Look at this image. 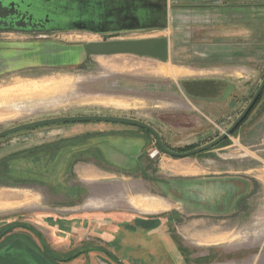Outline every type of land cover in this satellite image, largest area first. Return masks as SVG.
Masks as SVG:
<instances>
[{"label":"rangeland","instance_id":"374dc122","mask_svg":"<svg viewBox=\"0 0 264 264\" xmlns=\"http://www.w3.org/2000/svg\"><path fill=\"white\" fill-rule=\"evenodd\" d=\"M166 1L171 12L195 3ZM170 34L164 29L132 31L123 39ZM41 35L53 47L42 66L0 73V131L57 116L119 115L152 124L168 147L187 151L227 129L259 86L253 68L240 69L250 89L232 113L191 98L176 76L181 59L174 48L172 61L133 53L88 55L82 45L100 35L0 32V38ZM259 97L235 132L186 157L165 153L146 129L112 121L51 124L1 137L0 200L8 191L13 198L0 201V250L24 246L36 264H264V91ZM88 124L111 127V132L144 130L153 136L151 147L158 153L122 170L112 163H79L88 160L76 156L82 147L76 144L98 132H77ZM93 165L117 172L103 175ZM210 177L221 185L227 177L246 178L250 187L228 211L202 207V213L192 212V190L178 201L188 189L185 181ZM144 195L165 196L172 206L141 212L135 202L145 205L140 201Z\"/></svg>","mask_w":264,"mask_h":264},{"label":"crops","instance_id":"0c3cea01","mask_svg":"<svg viewBox=\"0 0 264 264\" xmlns=\"http://www.w3.org/2000/svg\"><path fill=\"white\" fill-rule=\"evenodd\" d=\"M195 4L194 7L186 5L173 12L169 10L168 13L169 22L164 30L171 33L167 36L170 41L169 61L175 55L181 59L175 64L179 69L174 67L177 74L175 70L173 73L181 77V84L185 85L191 98L203 103H214L216 107L224 106L233 113L250 89L249 82L245 83L248 86L243 83L245 81L240 69L253 68L254 75L258 74L256 79L258 78L259 84L264 76V0H195ZM2 33L20 35L24 32ZM14 37L0 38V73L42 66L45 53L49 51L47 54H50L53 49L50 42L42 39L45 37L43 35L29 36L26 39ZM173 48L175 55L172 58ZM192 55L196 60L188 58ZM110 129L112 128L103 125L78 126L77 132L98 131L95 135L91 134L93 137L89 135L88 139H83L82 144H76L82 146L76 156L88 160L87 163L78 161L79 163L88 164L89 167L93 163H112V167L122 170L124 165L132 168L136 163L148 159L154 142L150 133L144 130L133 133L111 132ZM71 155L74 157L75 154ZM94 167L95 171L103 175L116 171L101 165ZM235 184H240V189H236ZM184 185L188 189L185 188L178 201L181 202L183 196L187 199L192 190L194 207L191 210L202 213V207L211 212L215 209H234L235 203L250 187V182L246 178L227 177L221 185L219 178L210 177L204 181L196 178L187 184L185 181ZM5 195L0 201L11 202V192L8 191ZM165 198L164 196L163 200L162 197L144 195L140 201L146 206L139 202H135V206L145 213L161 212L172 206ZM222 241L224 239L213 242Z\"/></svg>","mask_w":264,"mask_h":264},{"label":"flooded vegetation","instance_id":"af4514ba","mask_svg":"<svg viewBox=\"0 0 264 264\" xmlns=\"http://www.w3.org/2000/svg\"><path fill=\"white\" fill-rule=\"evenodd\" d=\"M0 2L8 6L0 19L2 21L0 32L48 35L52 32L77 30L101 36L100 40L90 42L123 39L124 33L132 31L164 29L171 8L168 7L166 0H0ZM195 5L194 3L188 6ZM86 43L82 45L83 51L92 55L87 53ZM68 60L72 62V59ZM8 232L10 231L4 234ZM11 246L7 245L4 249L7 251L24 249V255L35 262L26 247Z\"/></svg>","mask_w":264,"mask_h":264},{"label":"water","instance_id":"95a60500","mask_svg":"<svg viewBox=\"0 0 264 264\" xmlns=\"http://www.w3.org/2000/svg\"><path fill=\"white\" fill-rule=\"evenodd\" d=\"M8 6H4L0 2V19L4 16V10ZM2 21L0 20V24ZM114 37L116 35H110ZM85 49L89 54H120V53H133L141 56H149L162 61H168L170 59V41L167 36L159 37H147V38H136V39H117V40H104L102 42H90L85 44ZM264 90V76L255 91L253 97L243 109L240 115L235 121L225 129L220 135L211 141L200 145L197 148L187 151H177L168 147L162 140L160 132L150 123L140 119L119 116V115H66L50 117L45 119H39L30 121L20 125L12 126L7 129L0 131V138L9 135L14 132H18L25 129L36 128L40 126H46L51 124H61L70 122H90V121H112L120 122L130 125H135L140 128L150 131L156 138L159 147L165 153L174 157H186L191 156L219 144L221 141L226 139L231 133L239 126V124L245 119L252 107L255 105L262 91ZM0 264H36L34 261L24 255V249L21 250H0Z\"/></svg>","mask_w":264,"mask_h":264},{"label":"trees","instance_id":"16d2710c","mask_svg":"<svg viewBox=\"0 0 264 264\" xmlns=\"http://www.w3.org/2000/svg\"><path fill=\"white\" fill-rule=\"evenodd\" d=\"M263 91H264V90H263ZM263 91H262V92H263ZM261 94H262V93H261ZM260 96H261V95H260ZM259 98H260V97H259ZM259 98H258V99H259ZM256 102H257V101H256ZM255 104H256V103H255ZM249 113H250V112H249ZM246 117H247V116H246ZM245 119H246V118H245ZM245 119H244V120H245ZM244 120H243V121H244ZM243 121L240 123V125L243 123ZM240 125H239V126H240ZM239 126H238V127H239ZM238 127H237V128H238ZM237 128H236V129H237ZM236 129H235V130H236ZM235 130H234V132H235ZM224 140H225V139H224ZM16 226H19V224H18V225H15V226H13V227H11V228H9V229H13V228H15ZM27 228H28V226H27ZM29 229H30V230H34L33 228H29ZM107 253L110 254L109 252H107ZM68 259H69V258H68Z\"/></svg>","mask_w":264,"mask_h":264},{"label":"built area","instance_id":"2783aa9c","mask_svg":"<svg viewBox=\"0 0 264 264\" xmlns=\"http://www.w3.org/2000/svg\"><path fill=\"white\" fill-rule=\"evenodd\" d=\"M157 153H158V150H154V151L151 153V155H152V156H155Z\"/></svg>","mask_w":264,"mask_h":264},{"label":"bare ground","instance_id":"6f19581e","mask_svg":"<svg viewBox=\"0 0 264 264\" xmlns=\"http://www.w3.org/2000/svg\"><path fill=\"white\" fill-rule=\"evenodd\" d=\"M169 71H170V70H166L167 73H169ZM170 72H171V71H170ZM154 208H155V207H154ZM154 208H153V209H154ZM150 209H151V207H150ZM143 210H144V209H143Z\"/></svg>","mask_w":264,"mask_h":264}]
</instances>
